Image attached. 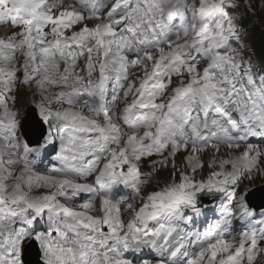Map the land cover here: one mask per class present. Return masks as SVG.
<instances>
[{
	"label": "snow or ice",
	"instance_id": "obj_1",
	"mask_svg": "<svg viewBox=\"0 0 264 264\" xmlns=\"http://www.w3.org/2000/svg\"><path fill=\"white\" fill-rule=\"evenodd\" d=\"M251 18L264 0H0V264H264Z\"/></svg>",
	"mask_w": 264,
	"mask_h": 264
},
{
	"label": "bare ground",
	"instance_id": "obj_2",
	"mask_svg": "<svg viewBox=\"0 0 264 264\" xmlns=\"http://www.w3.org/2000/svg\"><path fill=\"white\" fill-rule=\"evenodd\" d=\"M256 187V186H255ZM257 189H260V192L258 193L257 197L255 200H259L262 198V196H264V186L263 187H256ZM32 255H29V257L27 258L28 259V263L31 261L29 260L31 258ZM34 256V255H33Z\"/></svg>",
	"mask_w": 264,
	"mask_h": 264
},
{
	"label": "rangeland",
	"instance_id": "obj_3",
	"mask_svg": "<svg viewBox=\"0 0 264 264\" xmlns=\"http://www.w3.org/2000/svg\"><path fill=\"white\" fill-rule=\"evenodd\" d=\"M167 175H168L167 172L162 173V176H165L166 177ZM263 182H264V178H258L257 181H256V184H255V185H257L256 187H258V188L259 187H263L264 186Z\"/></svg>",
	"mask_w": 264,
	"mask_h": 264
},
{
	"label": "trees",
	"instance_id": "obj_4",
	"mask_svg": "<svg viewBox=\"0 0 264 264\" xmlns=\"http://www.w3.org/2000/svg\"><path fill=\"white\" fill-rule=\"evenodd\" d=\"M263 41H264V37H263ZM262 44V43H261Z\"/></svg>",
	"mask_w": 264,
	"mask_h": 264
}]
</instances>
